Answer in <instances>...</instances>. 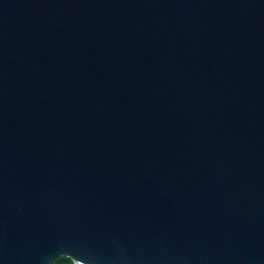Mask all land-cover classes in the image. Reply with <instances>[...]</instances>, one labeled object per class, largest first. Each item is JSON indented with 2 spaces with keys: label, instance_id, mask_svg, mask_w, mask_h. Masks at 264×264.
I'll return each mask as SVG.
<instances>
[{
  "label": "water",
  "instance_id": "95a60500",
  "mask_svg": "<svg viewBox=\"0 0 264 264\" xmlns=\"http://www.w3.org/2000/svg\"><path fill=\"white\" fill-rule=\"evenodd\" d=\"M264 264V0H0V264Z\"/></svg>",
  "mask_w": 264,
  "mask_h": 264
},
{
  "label": "trees",
  "instance_id": "16d2710c",
  "mask_svg": "<svg viewBox=\"0 0 264 264\" xmlns=\"http://www.w3.org/2000/svg\"><path fill=\"white\" fill-rule=\"evenodd\" d=\"M54 264H73L71 259L61 256L54 261Z\"/></svg>",
  "mask_w": 264,
  "mask_h": 264
}]
</instances>
